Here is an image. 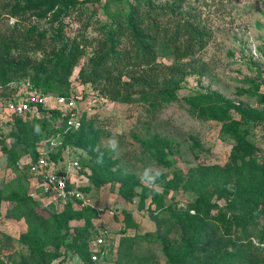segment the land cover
Wrapping results in <instances>:
<instances>
[{
	"label": "rangeland",
	"instance_id": "obj_1",
	"mask_svg": "<svg viewBox=\"0 0 264 264\" xmlns=\"http://www.w3.org/2000/svg\"><path fill=\"white\" fill-rule=\"evenodd\" d=\"M12 2L0 0V31L6 29L7 33L14 35L27 34L25 41L29 47L24 53L21 49L13 50L12 56H25L30 72L32 66L48 53L47 50L60 44L56 36L60 28V37L67 44L74 42L77 49L83 51L78 52L71 67L66 92H94L96 89L91 84L80 81L78 71L85 67L95 40L101 38V29L110 23L115 12L119 11V15L126 12V6L110 3L105 10V0H99L81 6V12L56 6L52 13L36 18L28 11L23 12L21 17L10 16L7 7L3 6ZM173 2L178 8L177 16L188 14L207 33L203 49L181 59L179 73H182V81L176 91L177 99L151 111L144 101L138 99V88L133 87L129 90L134 97L131 102L111 100L103 95L105 100L95 106L79 103L83 119L92 121L91 126L83 127V131L91 135L90 140L84 148L71 145L67 151L61 150L57 161L58 164L72 159L78 161V174L73 177V182L81 187L88 186V189L80 190L82 198L74 200L72 207L89 206L93 209L95 216L91 219L88 252H102L103 257L94 262L79 258L68 248L70 239L67 238L64 246L56 248L58 257L43 264H57L59 260L60 264H168L155 238L158 234L165 236L169 243H174L178 228L172 220L167 221L166 213L151 203L149 197L138 206L143 187L161 192L163 183L167 184L173 175L181 177L180 182L173 183L174 187L167 185L162 204L174 210H184L195 198L190 187L183 189L181 186L191 169L201 165L227 167L232 147L231 139L221 137L220 123L198 119L189 112V106L182 98L194 92H214L233 106L230 110L232 117L243 121L252 133L253 150L247 159L250 163L248 169L254 179L264 180V0H152L153 5L159 6H171ZM39 30L44 31L40 39L43 49L33 52L31 44ZM171 63L170 55L157 54L155 65L159 76L168 75L167 66ZM33 90L36 89L32 88L27 77L0 87V190L19 176L23 181L25 176L27 189L30 185L25 167L20 168L16 163L12 166L7 158L6 150L12 146V137L8 136V132L13 128V114L6 110L4 103L8 101L5 98L24 97ZM33 114L32 117L22 118L40 119L45 116V109H38ZM113 135L119 142L115 152L109 146ZM150 136L169 142L166 164L157 165L145 159L143 140ZM90 148L92 157L87 151ZM101 154L105 181L98 185L90 184L91 160H96ZM26 158L27 155H24L18 160ZM82 161L84 165H81ZM145 168L151 169V172L157 169L162 172L155 184L152 183V174H145ZM228 186L231 187L232 183ZM205 189L212 192L210 185H205ZM210 201L221 209L227 202L215 194L210 196ZM49 203L52 207L48 206ZM11 206L6 200L0 201V260L9 264H32V255L19 236L32 233L33 227L23 216L11 214ZM60 209L59 202L46 197L37 200L35 206V212L41 219L47 218L49 212ZM123 211L129 213L135 223L134 228H124ZM216 211L213 209L211 215H215ZM217 223L221 224L218 220ZM68 224L72 229L82 225V220H70ZM98 237L102 241L95 245ZM45 248L55 250L52 244Z\"/></svg>",
	"mask_w": 264,
	"mask_h": 264
},
{
	"label": "trees",
	"instance_id": "obj_2",
	"mask_svg": "<svg viewBox=\"0 0 264 264\" xmlns=\"http://www.w3.org/2000/svg\"><path fill=\"white\" fill-rule=\"evenodd\" d=\"M12 1L3 6L7 7L10 16L21 17L23 12L28 11L36 18H43L52 13L56 6L81 12V6L99 0ZM110 3L124 4L127 10L121 15L119 11L115 12L110 23L101 29V38L95 40L85 67L78 71L80 81L91 84L98 93L111 100L122 102L133 101L129 90L137 87L138 99L144 101L151 111L176 100V91L182 81V73H179L181 59L189 58L203 49L207 39L204 28L188 14L177 16L175 2L171 6H159L153 5L152 0H105L103 9L107 10ZM26 35L7 33L6 29L0 31V87L27 77L32 88L41 93L66 94L67 77L78 52L83 51L78 50L74 42L67 44L60 37L58 28L56 36L60 44L47 50L48 53L29 72L25 56H12L13 50L21 49L24 53L29 48L25 41ZM35 35L36 40L30 48L33 52L43 49L40 39L44 31L39 30ZM158 53L172 57V63L167 66V76L158 74L155 65ZM182 99L188 104L193 116L220 123L221 137L232 140L229 164L225 168L201 165L191 169L181 186L183 189L190 187L195 198L184 210H174L162 204L167 185L174 187L182 179L176 175L167 184L163 183L161 192L143 187L138 206H141L144 198L149 197L151 203L166 213L167 221L172 220L177 225L178 237L174 243H169L165 236L158 234L155 238L168 264H264V180L254 179L248 169L250 163L247 159L253 150L252 133L243 121L232 117L230 110L233 106L214 92H194ZM57 118L59 112L55 110H50L48 116L40 119L13 115V128L8 132V136L12 137V146L6 150L10 165L15 166L16 161L24 155L34 160L36 143L49 136L58 135L60 138L59 145L50 152L53 160L58 158L65 146L84 148L91 135L83 131V127L91 126L92 121L82 117L78 128L65 129L62 118L54 126ZM34 125L40 126L37 132H34ZM169 149L170 144L166 139L150 136L143 140L145 159L157 165L166 164L165 155ZM87 151L92 157V149ZM91 161L88 180L90 184L98 185L105 181V168L102 163H97V159ZM84 164L82 161L81 165ZM24 180L19 176L0 190V201L10 202L12 206L9 212L23 216L33 227L32 233L19 236L32 255V264L56 259L59 255L56 248L64 246L67 238L70 239L68 248L79 258H88L92 262L87 243L91 235V219L95 216L93 209L89 206L75 209L70 201H66L60 210L51 211L47 218L41 219L35 212L37 201L26 194L25 176ZM229 183H232L231 187ZM205 185H210L212 192H208ZM78 189L85 191L88 186ZM212 194L226 199L223 209L210 201ZM48 206L52 207V204ZM213 209H217L215 215H211ZM70 220H82V225L71 229L68 224ZM123 220L124 228L135 227L126 211H123ZM51 244L55 250L45 248ZM96 254L100 258L101 254ZM59 261L57 264H60ZM0 264L9 263L0 260Z\"/></svg>",
	"mask_w": 264,
	"mask_h": 264
},
{
	"label": "built area",
	"instance_id": "obj_3",
	"mask_svg": "<svg viewBox=\"0 0 264 264\" xmlns=\"http://www.w3.org/2000/svg\"><path fill=\"white\" fill-rule=\"evenodd\" d=\"M105 100V97L96 90L82 92L68 91L66 94L52 95L38 92L36 90L28 91L24 97H16L6 101L5 108L13 115L30 116L34 115L38 109H45V116L49 115L50 110L59 112V118L56 119L54 126L56 127L62 118L65 129H76L80 125L81 108L79 103H85L88 106H95ZM60 143L58 135L49 136L38 141L35 145L36 157L31 160L28 156L24 161L17 160L18 167L22 166L26 169L28 184L27 196L39 200L41 197L53 199L62 205L66 201L75 204L74 200L81 199L82 195L78 184H74L73 177L78 174V161L76 159L68 162L57 161L61 157V151L56 160L50 158V152L56 148ZM71 148L65 146L61 150ZM102 239L96 238L95 245H99ZM102 254V252H99ZM96 253L90 254V260L96 261L98 259Z\"/></svg>",
	"mask_w": 264,
	"mask_h": 264
},
{
	"label": "clouds",
	"instance_id": "obj_4",
	"mask_svg": "<svg viewBox=\"0 0 264 264\" xmlns=\"http://www.w3.org/2000/svg\"><path fill=\"white\" fill-rule=\"evenodd\" d=\"M39 128H40L39 125H34L33 126L34 132H37L39 130ZM109 146L113 152H115L117 150V148L119 146V142L116 139L115 135H113V137L110 139ZM97 163H103V155L102 154L98 156ZM144 171H145V174H148V173L152 174V183L153 184H155L156 180H158L160 178V176L162 175V172L159 169H157L155 172H151V169L145 168ZM140 178H141V180L143 179L142 177H140Z\"/></svg>",
	"mask_w": 264,
	"mask_h": 264
},
{
	"label": "crops",
	"instance_id": "obj_5",
	"mask_svg": "<svg viewBox=\"0 0 264 264\" xmlns=\"http://www.w3.org/2000/svg\"><path fill=\"white\" fill-rule=\"evenodd\" d=\"M37 201V200H36Z\"/></svg>",
	"mask_w": 264,
	"mask_h": 264
}]
</instances>
